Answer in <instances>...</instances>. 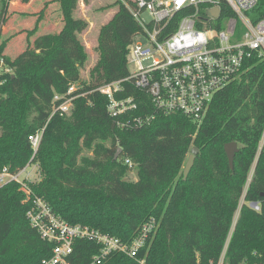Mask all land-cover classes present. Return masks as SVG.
Wrapping results in <instances>:
<instances>
[{"label":"trees","instance_id":"1","mask_svg":"<svg viewBox=\"0 0 264 264\" xmlns=\"http://www.w3.org/2000/svg\"><path fill=\"white\" fill-rule=\"evenodd\" d=\"M57 1L64 24L58 45L30 70L18 69L24 56L11 62L0 45V168H24L33 154L29 136L46 127L35 160L41 179L29 184L33 195L65 221L88 225L124 242L133 241L148 221H157L156 231L136 257L116 254L105 264H220L226 248L224 264H264V149L246 195V202L259 203L261 212L245 204L235 224L264 133V57H253L242 78L216 95L202 123L181 114H156L148 95L130 84L118 98L135 96L139 108L113 118L108 98L97 89L129 75V48L140 31L120 0L99 34V61L91 77L103 78L74 101L70 120L56 115L49 121L55 94H66L73 83L65 82L54 67L60 56L69 58L64 36L81 65L88 62L80 34L89 23L75 17L79 0ZM10 3L3 1L5 20ZM188 12H178L176 19ZM234 16L230 7L222 6L221 20ZM250 16L254 22L264 20V0ZM214 26L223 28L222 22ZM149 114L156 116L150 124L128 125ZM232 142L240 149L234 170L225 152V145ZM195 147L199 154L185 180V164ZM85 149L93 158H80ZM132 171L137 175L134 181L128 179ZM26 199L17 183L0 189V264H42L51 255L52 246L29 223ZM78 248V262L89 264L93 244L82 242Z\"/></svg>","mask_w":264,"mask_h":264},{"label":"built area","instance_id":"2","mask_svg":"<svg viewBox=\"0 0 264 264\" xmlns=\"http://www.w3.org/2000/svg\"><path fill=\"white\" fill-rule=\"evenodd\" d=\"M258 3L259 0H127L125 5L140 31L129 48V75L97 89L108 98L110 115L120 118L138 110L135 96L118 98L119 94L126 93V85L130 84L148 95L156 114H181L202 123L216 95L242 78L246 64L253 57H264V20L254 22L250 16ZM224 5L234 11V17L221 20ZM214 9L220 10L218 18L209 16ZM183 10L189 12L177 20V13ZM218 22H222L221 30L214 26ZM239 29L244 31L241 38L237 36ZM85 88L72 83L66 94H55L49 121L56 115L68 114L74 101L88 94ZM155 118L154 114L135 117L128 125L143 127ZM45 130L46 127L29 136L33 154L24 168L18 171H12L9 166L0 168V189L11 183L20 185L26 202H30L27 218L31 227L44 243L52 246L50 257L42 264H80L78 245L82 242L92 243L94 247L89 264H105L116 254L136 257L156 231L155 219L145 223L133 241L124 242L88 225L65 221L49 203L33 195L29 186L35 183L31 169ZM263 149L264 133L235 215V224L245 204L261 212L259 203L246 202V195ZM127 164L133 167L130 160ZM226 249L220 264H224Z\"/></svg>","mask_w":264,"mask_h":264},{"label":"rangeland","instance_id":"3","mask_svg":"<svg viewBox=\"0 0 264 264\" xmlns=\"http://www.w3.org/2000/svg\"><path fill=\"white\" fill-rule=\"evenodd\" d=\"M3 1L9 2L10 0H0V25L2 27L0 45L4 44L5 46L3 56L11 62L18 60L20 56H24L20 59L21 61L19 60L17 68L21 71H28L37 63L38 59L44 57L58 45L57 37L64 26L61 5L57 0H30L29 4L20 3L21 0H18V3L9 7L5 20V17L1 16L4 10V8L2 9ZM11 1L15 2L17 0ZM118 1L120 0H79L75 17L84 19L89 23L88 29L80 34V40L86 48L88 62L84 66L81 65L80 57L73 49L67 36H64L62 42L69 51V58L60 56L54 67L64 76L65 82L69 81L87 87L103 78L101 75L92 79L91 71L99 61L97 46L100 31L117 12L118 5L116 4ZM121 1L127 4V0ZM13 6L19 7L14 10ZM147 18L149 19V17ZM243 34L244 31L239 29L237 36L241 38ZM25 52L28 54H25ZM70 60L73 68L70 67ZM74 109L75 103L69 113L63 117L70 120ZM190 154L191 152L189 156ZM83 157L93 158V153L85 149L80 158ZM31 171L33 182H39L41 179L39 164L35 163ZM128 179L131 181L136 180V172L132 171Z\"/></svg>","mask_w":264,"mask_h":264},{"label":"water","instance_id":"4","mask_svg":"<svg viewBox=\"0 0 264 264\" xmlns=\"http://www.w3.org/2000/svg\"><path fill=\"white\" fill-rule=\"evenodd\" d=\"M209 16L214 17V18H218L220 16V10L219 9L211 10L209 12ZM239 151H240L239 146L235 142L228 143L225 145V152H226V155L228 157L230 167L233 170L235 168V158H236V155ZM121 152H122V149H119L118 154L116 156V159L119 158ZM198 154H199V149L196 147L193 148L191 151V154L188 158V161L185 165V169H184V179L185 180H187L191 170L193 169V167L195 165L196 157Z\"/></svg>","mask_w":264,"mask_h":264},{"label":"crops","instance_id":"5","mask_svg":"<svg viewBox=\"0 0 264 264\" xmlns=\"http://www.w3.org/2000/svg\"><path fill=\"white\" fill-rule=\"evenodd\" d=\"M19 1H20V0H19ZM19 1H18V0L15 1V2L11 1L10 6H11L12 4L18 3ZM20 3H21V1H20ZM10 6H9V7H10ZM21 6H23V4H21ZM18 7H19V6H18ZM18 7H17V6H13L14 10H17ZM19 34H20V33H19Z\"/></svg>","mask_w":264,"mask_h":264}]
</instances>
